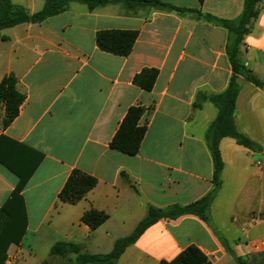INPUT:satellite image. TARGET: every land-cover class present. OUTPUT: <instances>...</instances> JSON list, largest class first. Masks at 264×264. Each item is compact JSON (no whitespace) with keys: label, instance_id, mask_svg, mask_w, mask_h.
Returning <instances> with one entry per match:
<instances>
[{"label":"crops","instance_id":"crops-1","mask_svg":"<svg viewBox=\"0 0 264 264\" xmlns=\"http://www.w3.org/2000/svg\"><path fill=\"white\" fill-rule=\"evenodd\" d=\"M11 1L30 14L45 6V0ZM159 1L182 11H128L122 4L90 11L72 2L42 23L2 31L7 39H0V83L14 75L25 100L7 127L0 103V207L20 182L1 159L28 170L42 156L21 191L27 227L21 242L9 247V264L66 260L50 257L59 241L108 254L150 207L185 206L212 190L214 162L206 136L218 109L207 99L200 107L195 103L199 95L225 92L233 69L228 30L203 16L235 19L245 0ZM261 6L242 51L262 85L238 78L235 122L262 150L223 138L221 187L210 207L211 224L190 214L162 219L125 250L118 264L172 261L192 245L212 264H264V0ZM101 30L138 31L132 53L101 51L96 44ZM145 68L159 70L149 92L133 83ZM133 106L145 108L140 124L148 128L139 153L129 156L110 143ZM75 169L98 184L77 204L60 203L59 193ZM91 209L109 215L95 231L82 222Z\"/></svg>","mask_w":264,"mask_h":264},{"label":"trees","instance_id":"trees-1","mask_svg":"<svg viewBox=\"0 0 264 264\" xmlns=\"http://www.w3.org/2000/svg\"><path fill=\"white\" fill-rule=\"evenodd\" d=\"M199 1L204 2V0ZM72 2L85 5L90 11L110 4H122L128 11L147 7L182 11L159 0H45V6L41 11L30 14L25 7L16 5L11 0H0V39H7L2 35L4 29L24 23H42L50 17L67 11ZM261 5L262 0H245L241 15L235 19H221L208 14L203 16L209 22L228 30L230 36L227 42V54L233 69V76L225 92L209 97L199 95L195 103L197 108L201 106L202 100L207 99L214 103L218 109L217 118L211 124L206 136L207 145L214 162L213 188L210 193L185 206L150 207L146 217L133 233L118 239L113 250L108 254H87L83 252V247L79 244L59 241L50 251L51 258H66L70 264H118L125 250L134 244L147 228L162 219H177L190 214L211 224L210 207L220 190L223 170V161L219 149L220 141L225 137H230L250 150H262L258 144L238 130L235 122L236 102L241 90L238 78L242 76L256 85H262L253 71L245 64L242 51L246 36L250 34L261 14ZM138 36L139 32L133 30H101L96 33V44L103 52L128 57L133 51ZM158 76V69L145 68L135 76L133 83L142 90L149 92L154 88ZM17 85L18 81L14 75L6 76L0 83V103H3L6 108L4 119V126L6 127L19 115L20 107L25 100V96L18 91ZM145 111V108L141 106H133L128 110L110 143L111 149L129 156H135L139 153L148 128L147 125L140 124ZM41 159L42 156L28 170H23L13 163L1 159L3 164L20 178V182L9 201L0 207V264L6 263L9 247L12 244H19L26 233L27 216L21 191L35 172ZM97 184V178L75 169L59 193V201L63 204H77L86 198ZM108 219V214L96 209H91L82 216V222L92 231L97 230ZM71 255H75L74 261L70 260ZM42 264L52 263L51 261H44ZM159 264L212 263L197 246L192 245L183 250L174 260H162ZM240 264L243 263L240 262Z\"/></svg>","mask_w":264,"mask_h":264},{"label":"rangeland","instance_id":"rangeland-1","mask_svg":"<svg viewBox=\"0 0 264 264\" xmlns=\"http://www.w3.org/2000/svg\"><path fill=\"white\" fill-rule=\"evenodd\" d=\"M80 245V244H79ZM82 246V245H81ZM83 252L84 253H87V254H91V253H89V252H87V251H84V248H83ZM57 258H60V257H57ZM57 258H52V259H57ZM70 260L71 261H74L75 260V255H71L70 256ZM49 261H51V260H49ZM51 263L52 264H70V262H69V260L68 259H66V260H55V261H51Z\"/></svg>","mask_w":264,"mask_h":264},{"label":"built area","instance_id":"built-area-1","mask_svg":"<svg viewBox=\"0 0 264 264\" xmlns=\"http://www.w3.org/2000/svg\"><path fill=\"white\" fill-rule=\"evenodd\" d=\"M6 263H7V264H9L10 262H9V261H7Z\"/></svg>","mask_w":264,"mask_h":264}]
</instances>
